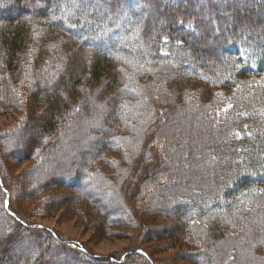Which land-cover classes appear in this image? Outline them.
I'll use <instances>...</instances> for the list:
<instances>
[{"label":"trees","instance_id":"obj_1","mask_svg":"<svg viewBox=\"0 0 264 264\" xmlns=\"http://www.w3.org/2000/svg\"><path fill=\"white\" fill-rule=\"evenodd\" d=\"M93 1L0 0V113H12L11 109L24 92L31 102L33 115L25 119L20 129L23 132L16 130L13 135L18 146L26 143L20 146L16 160L32 159L39 152L55 162H59L58 158L75 160L73 142L78 139L84 149H90L89 157L94 161L107 154L104 148L118 147L114 133L117 121L136 126L129 112L131 103L124 101L125 112L114 114L121 103L120 97L107 98L109 101L104 104L102 101L114 94L113 86L117 85L128 90V97L137 95L132 86L135 79L127 78L134 68L131 61L141 54L148 56L152 65L166 64L163 73L173 79L164 82V88L168 89L165 93L175 95L177 100L173 101V106L164 103L159 106L150 103L146 96V102L136 105L149 107L145 117L158 107L163 109L161 138L164 145L157 148L150 135L144 138L141 148L144 145V152L151 149V157L155 159H150L141 177L132 183L131 194H126L129 209L100 192L98 197L90 190L84 191L85 172L60 173L51 184L55 185L52 190L57 191L63 185L75 193L80 192L84 195L80 203L86 202L89 211L98 218L92 225L102 233L101 237H119L124 232L116 230L117 227H129L136 218L135 207L132 209L129 202L132 195L141 193L147 180L155 183L153 192L168 190L160 192L161 198L157 196L156 203L167 205L169 209L158 207L159 211L170 215L180 225L178 229L159 225L150 233L157 240L171 242L174 238L184 240L186 235L192 236L186 231L184 221H191L193 225L196 217L208 216L202 215V211L193 213L190 194L180 192L183 180L202 174L206 183L196 181V177L197 183L193 185L200 193L199 204L214 207L213 212L225 214L229 220L234 217L233 227L242 235L252 234L246 214L254 215L264 229V0H169L167 4L158 0ZM196 2L203 7L198 12L193 7ZM94 3L96 7H92ZM121 16L128 19V26H124ZM114 27L119 28L113 33L110 31L111 36L107 37L110 42H107L100 35L102 29ZM91 37L97 45L90 42ZM85 53L92 60L86 58ZM47 59H52L53 74L48 73L51 67ZM188 67L190 71H186ZM182 80L188 86H182ZM99 81L104 82L103 90L99 88L93 95L91 89ZM196 81L201 83L200 87L194 85ZM175 84L179 85L178 89ZM25 88L29 90L24 91ZM181 95L191 107L183 112L187 105L179 100ZM88 97L97 105H105L102 115L94 110ZM141 99L145 100L142 96ZM106 109H111L110 114ZM79 112L82 116L75 124ZM63 129L66 134L60 135ZM18 133H22L20 139ZM58 135L61 138L57 139ZM10 137L8 134L6 140L0 139L9 144ZM14 147L17 149L16 144ZM1 149L0 158L4 154V148ZM38 177L29 176L28 180L36 182ZM2 180L12 181L10 177ZM161 181L164 183L159 184ZM149 187L153 186L146 188ZM4 198L0 214L5 221L12 222L13 229L5 228L0 235V264L151 262L144 249L146 257L136 251L129 252L131 249L115 257L92 256L83 244L62 241L51 229L39 227L34 220L18 215L12 209L10 193L8 206L15 216L6 214ZM68 199L53 197L48 213L56 215L58 209L71 205ZM184 200H190L188 205L183 206ZM204 221L198 222L201 227ZM212 225L211 230H204L203 236L198 238L204 246L197 252L188 250L187 256L194 264L197 261L200 264L198 256L204 259L201 264H216L218 260L215 250L221 246L226 229L223 231L213 222ZM22 238L27 239L30 250L23 247L18 252L11 250ZM244 238L250 247L249 254L259 264H264V253L259 252H264V241L254 243ZM45 243L49 249L43 251ZM257 244L260 248H255Z\"/></svg>","mask_w":264,"mask_h":264},{"label":"rangeland","instance_id":"obj_2","mask_svg":"<svg viewBox=\"0 0 264 264\" xmlns=\"http://www.w3.org/2000/svg\"><path fill=\"white\" fill-rule=\"evenodd\" d=\"M168 1L169 0H167V2ZM96 6L97 4L95 3L92 5V7ZM193 7L197 12L203 8L200 3L197 2ZM262 16L264 17V14ZM120 20H123L124 26L130 24L128 19H125L123 16L120 17ZM205 20L210 21V19ZM118 28L119 27L106 30L102 29L100 35L103 36L104 40L110 42L107 38L109 35L111 36L110 31L113 33ZM96 36L98 37L99 34ZM92 39L94 38L91 37L90 42L97 45L96 41H93ZM208 42L210 43V41ZM85 54L86 58L88 57L92 60L91 56H88L87 53ZM205 57L206 55L200 58L203 59ZM48 60L49 59H47L46 62L51 67L48 73L53 74L55 68L52 67V59L50 61ZM131 64L134 68H132L131 75H129L127 79H135L132 86L133 93L137 95L134 97H128V90L123 86L118 87L117 85L113 86L114 94L110 97H105L102 102L104 104L105 101H109V98L115 99L120 97L121 103L116 107L115 112H113L114 114L116 111L125 112L124 110L127 108V105L124 104V101L131 103L129 112L131 120L136 126L127 124L124 121H117L118 126L114 127L116 129L114 133L117 134V141H119L118 147L110 146L104 148L107 154L97 158L95 161L89 157L90 152L88 151L90 149H84L78 139L73 142L76 145V150H73V152L77 154L75 160L74 158L70 161L58 158L59 162H55L54 159L44 158L43 152H39L36 153L32 159L18 162L16 156L20 153L19 150L21 149L19 148L20 146H25L26 143L18 146L17 139L13 138V135L16 130L19 131L22 128L25 119L33 117L30 113L31 102L23 92V94L19 96V103L14 109H11L12 113H9V115L7 113H0V137H4L6 140V136L9 134L11 135L9 140L12 139L9 144H7V141L0 139V147L4 148L3 153L5 154L0 158V179H3L4 177H7V179L10 177L12 179L11 183H5L4 180L1 179L3 186H0V207L2 208V199L3 196L5 197V191L3 189H7V193L9 192V189H11V192L9 193L12 209H14L18 215L25 217L30 221L34 220L37 224H41V226L50 228L60 240H73L74 242L81 243L83 244V247L90 252L89 254L92 255H110L115 257L118 255L120 256V253H124V251L129 249H144L148 253L151 262L139 261L140 264H194L187 256L188 250L198 251L199 247L203 245V242L198 240L199 236H203L204 230H211L213 222V224L223 229V231H225V229L227 231H225L226 234L221 241L222 243L219 244L221 246H218L219 248H216L215 250L217 254L216 258L218 259L216 264H220V262H224V264H259L254 256L249 254L250 247H247L244 236L247 237V240H251L254 243L263 242L264 229L262 228V225L259 224L258 219L254 215L246 214L245 218L250 223L249 230H252V234L242 235L239 230L234 229L233 227L235 223L234 217L229 220L230 218H227L225 214L213 212L214 207L210 208L209 205L204 206L199 204L198 199L200 193L193 189V185L197 183L195 182L196 177V181L201 182L202 184L206 183L205 178L201 176L202 174L198 176H188V178L183 180L184 182H182L183 185L180 188V192L183 195H186V193L190 194V197L192 198L191 202H194L193 213L198 212V214H200L202 211V215H208L204 218V225L201 227V224L198 223L199 221L204 220L200 215V217H196L193 225H190L191 221H184L183 223L186 231L188 230L192 236L186 235L184 240L182 237H180L181 239L174 238L171 242L167 239L157 240L154 238V235L150 233L152 229L159 225L175 227L176 229H178V226L180 225V222L175 221L170 215H167L163 211H159L158 207H162L166 210L169 209L167 205H158L160 203H156L157 196L160 197V192L168 190L158 189L153 192L154 186L156 185L155 183H148L147 180V184L144 185L145 187L143 191L132 195V199L129 202L132 209L135 207L136 218L133 219V225H130L129 227H125L124 225L117 227L116 230L124 232L119 237H101L102 233L92 225V223L97 221L98 218H95L96 216L93 211H89L90 207L86 202L82 201L80 203V197L84 196L80 192L75 193L74 190L64 187L63 185L62 187L58 185L59 187L57 191L52 190V188L55 189V185L51 184L55 182V178L59 177L60 173L67 172V170L71 175H74L77 172H85L87 174L85 175V182L82 184L84 191L90 190L94 196L98 197L101 193L102 195L107 196V198L118 202V204L124 203L129 209V205L126 202V194H131L132 183L136 178L139 179L141 177V173L146 170L147 164L150 163V159H155L154 157H151V149L144 152V145L141 148V145L145 143L144 138H147L146 136L150 135L152 144L157 148L158 146L162 148L164 145V141L161 138V126H164V124H162L164 122L163 109L158 107V110H154L153 114L145 117V113L149 110V107H138L136 105H142L146 102V96H148L150 103L159 106H161L162 103L173 106L175 105L172 104L173 101L176 102L177 100L175 95L170 96L165 93L168 89L164 88L166 86L164 82L173 79L168 74L166 75V73H163L167 68V66H165L166 64L152 65L148 61V56L144 57L141 54L134 58L131 61ZM127 67L131 68L129 65H127ZM190 68L191 67H188L186 71H190ZM139 82H141V84ZM181 85L184 87L188 86L185 80H182ZM194 85L200 87L201 83L196 81L194 82ZM103 86L104 82L102 83L99 81L96 83L93 86V90L91 89L93 95L99 88L100 91L103 90L101 88ZM174 86L177 89L179 88L178 84H175ZM23 87L25 86L23 85ZM40 87H42L41 84ZM26 89L29 90V88H25L24 91ZM87 92L90 93L89 90ZM141 96L144 97L145 100H142ZM179 100L185 102L184 104L187 105L182 112L190 107V102L185 100L184 95H181ZM41 109L42 106L40 107V110ZM110 110L111 109H106V113L110 114ZM80 112L76 114L75 124L82 116ZM108 117L110 118L111 116ZM63 131L64 132L60 130L59 133L62 132L60 135L66 134V130L63 129ZM20 132L23 131L20 130ZM18 134V138L20 139L22 133ZM60 135L57 136V139L61 138ZM15 144L17 149L14 147ZM1 148L0 151L2 150ZM29 176L39 177L35 180L36 182H33L28 180ZM163 183L164 181H161L159 184ZM5 184L8 187H10L11 184V188L6 187ZM147 186L153 187L146 188ZM55 196L69 198V203L72 202L71 205L66 207L63 206L58 209L56 215H54V213H48L49 211L47 208L50 205V200ZM201 197H203V195H201ZM189 202L190 200H184L183 206L188 205ZM66 204L67 203L65 202L64 205ZM76 209H78V212H76ZM234 215L235 214H232V216ZM83 217H85V219H82ZM5 220L6 219L3 215L0 214V235L4 233L3 231H5V228L13 229L12 222ZM106 229L108 228L106 227ZM257 233H260V235H256ZM45 245L44 248L42 247V249H40L43 251L49 249L47 248L48 243H45ZM258 245L259 244H257L255 248H260ZM22 247L25 250H30L28 241L25 238H22L17 245L12 246L11 250L13 249L14 252H18ZM259 252L264 253L262 250H259ZM58 259H60V257H58ZM198 259L200 264L201 260H204L200 256H198ZM136 263L138 264V262ZM196 264H199V262L197 261Z\"/></svg>","mask_w":264,"mask_h":264},{"label":"water","instance_id":"obj_3","mask_svg":"<svg viewBox=\"0 0 264 264\" xmlns=\"http://www.w3.org/2000/svg\"><path fill=\"white\" fill-rule=\"evenodd\" d=\"M0 185L2 186L1 179H0ZM3 190L5 191V199H4V205H5V201L8 202L9 196H8L7 191H6L5 189H3ZM4 209H5V211H6L7 214L12 215V216H15L14 213H12V212L9 210V206H7V207L4 206ZM16 218L18 219V217H16ZM38 226L40 227L41 225L38 224ZM46 228H47V227H46ZM47 229H50V228H47ZM83 250H84V249H83ZM134 251H136V252H138V253L144 255L145 257L147 256V255H146L141 249L130 250L129 252L132 253V252H134ZM90 255H92V254H90ZM92 256H95V257H108V256H102V255H92Z\"/></svg>","mask_w":264,"mask_h":264},{"label":"snow or ice","instance_id":"obj_4","mask_svg":"<svg viewBox=\"0 0 264 264\" xmlns=\"http://www.w3.org/2000/svg\"><path fill=\"white\" fill-rule=\"evenodd\" d=\"M161 2H162L163 4H167V0H161ZM152 6H154V5H152ZM53 18H55V17H53ZM241 55H243V53H241ZM87 99H88L89 101H91L94 110H99L100 114L102 115L103 112H104V110H105V105H97V104L95 103V101L92 99V97H88ZM76 110L79 111L78 108H77ZM37 115H39V113H38ZM4 206H5V207L8 206V202H7V201H5V205H4ZM73 247H75V245H73Z\"/></svg>","mask_w":264,"mask_h":264}]
</instances>
